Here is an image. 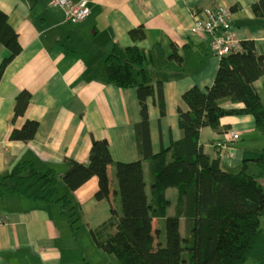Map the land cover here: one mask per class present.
I'll return each instance as SVG.
<instances>
[{
    "label": "crops",
    "instance_id": "0c3cea01",
    "mask_svg": "<svg viewBox=\"0 0 264 264\" xmlns=\"http://www.w3.org/2000/svg\"><path fill=\"white\" fill-rule=\"evenodd\" d=\"M257 1L88 0V16L73 23L51 0H0V9L18 33L21 46L0 77V179L22 161H33L39 171L53 169L60 176L66 170V158L86 164L92 141L105 139L113 160L106 171L107 199L93 197L95 177L73 192H67L60 181L61 191L73 199L76 216L91 228L101 224L112 208L119 207L114 164L141 158L135 134L140 121L136 89L118 88L108 81L106 55L114 48L130 46L148 55L147 79L154 87L161 84L165 102V114L161 115L156 98L147 99L149 149L157 154L182 136L177 111L188 109L182 93L191 86L202 90L211 86L218 67L219 58L207 38L189 33L191 12L208 5L233 8L230 19L238 41H253L256 53L264 55V15L257 17L250 9ZM199 15L203 18L201 11ZM7 56V49L0 44V63ZM254 87L264 105V76ZM21 90L31 97L23 115L11 121L14 98ZM221 105L243 106L228 101ZM26 120L38 122L33 139L10 140L11 130ZM230 129L239 134V146L234 142L238 140L228 139ZM218 142L224 146L217 147ZM199 143L206 154L219 152L222 168H237L244 160L252 166L263 137L252 116L229 115L220 118L219 131L202 128ZM141 163L149 195V157H143ZM166 197L173 198L168 207L173 214L176 195L171 197L167 189ZM0 216L7 218L0 225V264H117L112 255L100 250L84 254L57 204L5 193L0 195ZM152 227L160 238L162 220L152 219Z\"/></svg>",
    "mask_w": 264,
    "mask_h": 264
},
{
    "label": "trees",
    "instance_id": "16d2710c",
    "mask_svg": "<svg viewBox=\"0 0 264 264\" xmlns=\"http://www.w3.org/2000/svg\"><path fill=\"white\" fill-rule=\"evenodd\" d=\"M250 9L262 17L264 0L253 3ZM0 44L8 51L0 63L1 77L5 66L21 51L18 33L1 9ZM240 45L241 50L219 57L211 86L205 90L191 86L182 93L181 100L188 107L177 111L182 136L157 154H151L149 149L147 99L156 98L161 115L165 114V102L161 84L154 87L147 79L148 55L136 46L114 48L106 55L108 81L118 88L136 89L140 121L135 125V134L141 158L114 164V192L119 207L112 208L110 216L98 226L91 228L76 216L73 199L67 192L95 177L97 189L93 197H109L106 171L113 160L105 139L92 141L86 164L66 158V170L60 176L53 169L39 171L33 161L16 163L0 179V195L13 193L57 204L72 231L86 225L94 245L112 255L117 264H246L248 260L264 264V105L254 87V82L264 76V55L256 53L251 40H243ZM30 97L27 90L16 94L11 121L23 115ZM224 101L243 106L224 108ZM229 115L252 116L263 137L262 149L252 166L244 160L234 172L222 168L219 152L206 154L199 143L202 128L219 131L220 118ZM37 129L36 120H26L20 128L11 130L9 139L28 142ZM147 156L149 195L141 163ZM59 181L67 192L59 191ZM171 187L176 197L173 214L168 215L171 202L166 190ZM152 219L162 220L164 241L153 229Z\"/></svg>",
    "mask_w": 264,
    "mask_h": 264
},
{
    "label": "built area",
    "instance_id": "2783aa9c",
    "mask_svg": "<svg viewBox=\"0 0 264 264\" xmlns=\"http://www.w3.org/2000/svg\"><path fill=\"white\" fill-rule=\"evenodd\" d=\"M53 6L63 8L66 20L79 22L84 20L89 12L88 0H51ZM203 18L198 17V11L193 10L192 23L189 28L190 33L200 34L207 38L210 49L214 55H222L241 50L240 42L237 39L231 24V10L222 5L212 7L210 5L200 9ZM227 136L230 141L238 140L239 134L235 130H228ZM217 147L224 144L218 142ZM7 222L6 217L0 216V225Z\"/></svg>",
    "mask_w": 264,
    "mask_h": 264
},
{
    "label": "rangeland",
    "instance_id": "374dc122",
    "mask_svg": "<svg viewBox=\"0 0 264 264\" xmlns=\"http://www.w3.org/2000/svg\"><path fill=\"white\" fill-rule=\"evenodd\" d=\"M198 17L200 18V19H202L201 18V16L199 15L200 14V10H198ZM190 26H191V24L189 25V28H190ZM189 28H188V30H189ZM189 33H190V31H189ZM190 34H192V35H196V34H194V33H190ZM200 35V34H199ZM212 51V50H211ZM213 52V51H212ZM236 52V51H235ZM214 54V53H213ZM226 55V54H225ZM214 56H216V55H214ZM216 57H218V56H216ZM221 57V56H220ZM219 58V57H218ZM202 140L205 142V138H202ZM239 141V140H238ZM238 141H234L235 143V145H240V141L238 142ZM237 146V147H238ZM242 164H240L237 168H226V167H223L225 170H227V171H237V170H239L241 167ZM252 165V164H251ZM146 176H148V175H146ZM148 178H149V176H148ZM116 183V182H115ZM261 183H262V185L264 186V180H261ZM63 184V183H62ZM61 182L59 181V183H58V188H59V191H61ZM175 188H173V187H171V188H168V195H171V197L175 194ZM172 199L173 198H171L170 199V202H171V205H172ZM170 205V206H171ZM168 209H169V211H168ZM167 209V214L168 215H172V210L170 209V208H168ZM62 215H64L65 216V214H62ZM66 219V218H65ZM76 224H74L73 226H75ZM261 227L264 229V220L263 219H261ZM73 231H75L76 232V235H77V239H78V241H79V245H80V247H81V250L83 251V253L85 254V253H87L88 251H93V249L94 250H99L95 245H94V243H93V241H92V238H91V236H90V233H89V230H88V228L86 227V226H83V225H81V228H76L75 230H73ZM164 225H163V222H162V229H161V237H160V239L162 240V241H164ZM180 232L181 233H183L184 232V228H183V223L181 222L180 223ZM246 264H256L254 261H252V260H248L247 262H246Z\"/></svg>",
    "mask_w": 264,
    "mask_h": 264
}]
</instances>
